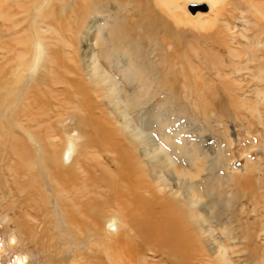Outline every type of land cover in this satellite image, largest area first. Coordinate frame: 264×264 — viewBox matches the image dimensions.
I'll use <instances>...</instances> for the list:
<instances>
[{"label": "rangeland", "instance_id": "obj_1", "mask_svg": "<svg viewBox=\"0 0 264 264\" xmlns=\"http://www.w3.org/2000/svg\"><path fill=\"white\" fill-rule=\"evenodd\" d=\"M9 1V15L11 13V16H17V26L20 27L18 28L17 26H15L13 29L14 25L10 24V27H12V31H10L11 34L9 35L10 37H8L9 43L11 42L10 45L8 44L10 55L9 57L14 59H10L9 63V73L11 74H9L10 79L13 80L14 77L16 79L17 76L23 75L21 77H24V80H26V78L30 79V84H35L36 82V85H38L37 87L41 88L40 91L43 90L42 93H47V91H51L54 93H58V91L66 92L65 90H63L65 88L64 85L61 84L58 86H54L53 84V80L57 79L58 75L55 73H57L59 70L61 74H66L69 72L66 75L71 79H81L86 81V87L88 88L89 93H91V104L89 106L90 111L87 109H83L81 103L82 100L78 94H76L74 99L71 100L65 99L63 98V96H60L62 100L61 106H55L59 103V101L50 100L49 97H46L47 99L44 98V101L42 100L43 103L41 100L35 101L36 103L32 102V105H41L39 108H34L35 111L45 109L47 110L46 113H50L55 127H57L58 125V123H56V114L58 113L66 114V112H68L70 114H83L84 111H86V113H84L86 115L91 113L89 117H86L87 120L90 119L86 125L88 134L101 138L103 143L105 142L103 144L104 148H107L108 146L110 148L108 149L109 151L107 149V151L103 149V145L101 146V144L98 143L97 138H95V140L92 138L91 141H89L88 138H82L80 136V133L78 132L79 130L75 129V122L73 120H70L68 123L71 124L70 130L72 132L67 133L64 127H61L60 131H56L62 138V146H64L62 148L70 151L65 156V163L73 161V158L76 157V152L74 151L75 146L78 145L79 147L84 143V145H88V148L86 150L84 149L85 153H87L88 151L86 164H90L91 161H96L94 163L95 165H97V162L101 163V166L97 165L96 167H94V165L92 164L91 165L93 167L91 165H88L89 168H93L98 174L96 178L94 176L91 177L89 184L92 183V186L90 185L89 187H95L96 189H98L99 187V190H102L104 187L106 188V186H103L98 182L99 178L104 175L108 176L107 169H103V164L104 167H111V171L116 170L114 161L117 162L116 159L118 157L116 155V152H113L117 149L116 145L121 147L122 150L124 149L128 152L131 151L132 154L127 157L130 160H128V162H130L131 164L133 163L132 165L137 170L136 177L139 180H143L145 178L143 177L144 170L145 172H150L155 169L154 167H161L162 160L157 162L158 165L156 163V165L153 167L148 166L145 157H142V146L139 147V144H137L138 149H135L137 146L135 145L136 143H131L127 135L119 132L121 131V129L120 122L118 121L121 120L117 119V113L113 105H111L107 99L100 97L97 92H95V90L93 89V85L89 83L87 76H85V72L81 74V70L83 68L85 69L83 57L92 53L98 54L101 50L99 46L91 49L92 51L89 50L90 47L88 43H86L88 42L87 40H89V42H91L92 40L94 41L99 35V31L101 29H104V27H107V30H109L111 24L115 20L114 14L106 12L102 7L99 8L100 4L102 6L103 0H55V2L54 0H37L39 3H41V5H43V11L38 9V12H36L37 8L34 7V4L31 3L33 1L23 0L25 1L24 6L26 5V7L31 8V14H29V17H27V14H17L21 11L19 9L22 8V6H20L19 3L23 4L22 0ZM58 1H60V3ZM92 1H94L95 4ZM49 2H51L52 4ZM149 2L150 7L154 10V12L155 10L158 12L159 10L156 7V0H149ZM180 2L185 6V10L189 16L191 15V17H193L197 13H204V15H202L204 19L214 20L213 18L215 17V21H211L208 24L199 23L196 24V26H192L191 24H177L174 17H170L165 15V13H162L160 16L168 22L166 23L169 26H172V30H170L171 33L167 34L164 31H160L157 36H153L146 25L150 18L142 9H140L142 8L141 5H143V3L137 4L136 0H125L127 9H124L122 11V15H120L122 21L121 23H119L122 25V27H120L119 29V32L122 33L120 34V36H124L120 42L115 41L117 44H122L123 46L121 53H119L122 56V64L119 70L118 68H115L112 70V72L115 71V73L118 75L120 79V86H122L129 92L133 90V86H130V83L125 77L127 71H130L129 69L127 71L124 70V66L127 63L128 66L130 64L137 66L138 71L140 67H142L144 69V79H152V82H149L150 85L148 84L149 86H151V93H149L148 95L149 97L142 98L143 104L140 105V107H138L137 109L130 112L129 118L131 120V123L134 127L137 128V131L141 132V136H145V138L147 139L149 138L156 146L161 147V151L159 154L163 156L165 155V157H170L173 163L176 165L177 170H179L180 172L183 171L184 174L186 172V174L190 173L188 174V176L192 175L189 176L192 178L184 186H182V184L179 185V187L172 186V188L169 187L168 189H166L164 193H160L159 191L157 193L160 195H167L168 197H163H167L168 200L172 199V197H177V202L178 200L187 202L191 201L188 199L192 198V195L187 194L186 192L187 188H189L192 191L194 197L199 199V203L195 204L194 206L195 208L197 207L195 210L199 214L205 216L210 220L206 222L207 224L205 223V227L207 226V228H210V226H213L215 231L214 235L217 236V238L219 236V239L222 241V243L228 246V258H231L236 264H255L254 262L264 264V230L261 233L262 237L258 239V246L247 240H233L232 242L231 240L227 239L222 231V229H224L225 227L224 223L226 220H230L228 222H230L232 228L235 229V233H240L241 231L245 232L249 230L250 232H254V230H256L255 227H257V223L255 222L257 217L255 216V212L253 213V211H251L254 208V200L252 199V197L250 195H242L237 200H235L236 195L239 193L241 194V191L245 189H243V187L240 185V179L236 177L237 175L233 179L234 173H238L239 176H249L250 178H252V181H255V185L258 186V191L263 192L264 190V96L263 94H258V91L264 90V78H262L264 77V0H223L222 5H218L212 10L210 8L209 2L196 3L189 2V0H180ZM47 4H49L50 7ZM62 4L64 5V7H62L63 9L61 8ZM17 5H19V7ZM11 6L14 7H12L13 13ZM83 7H85V9ZM192 7L195 8L196 11H192ZM71 8H74V13L73 11H71ZM110 8L112 10L117 8V6L114 4V0H109V10ZM217 8L221 12L219 13L220 15L218 14V16H215L214 14ZM14 9H16V12H14ZM51 10H56L57 12L59 10L61 14H59L58 16H63L65 13L66 15L63 16V19L65 20L63 24H68L69 27L67 25V28L63 29L64 27L60 28L58 26H55L56 19L47 17L46 20L48 22L54 23L55 27H48L46 24H41L42 28L41 30H39L36 26V23H39L40 18L43 17L37 18V14H40L41 12L43 16H47L49 13L45 15L46 12H49ZM76 10L78 13L76 12ZM44 11L45 13H42ZM73 14L78 15L76 16L77 18H75ZM83 17L85 18V20L83 19ZM87 18L89 20H87ZM76 19L79 20L77 21ZM83 20L86 22H84ZM67 21H70L71 24ZM82 24L85 28H87L88 26L89 27L85 29ZM119 24H116V26ZM78 26L84 28L82 33L85 35V38H87V40L84 39V35L82 33H80L79 31L78 33L76 31V27ZM55 28L59 29V32ZM25 29L29 33L25 32ZM38 35H41L40 42L42 43L43 48H45L46 50L43 49L42 58L37 61V64L35 66L36 70L34 71V76H36L35 78H32L29 77L25 69H28L35 65L32 64V60L36 55V51L34 50L36 48ZM22 36L26 40L23 39V42L21 41V43L18 40V37ZM48 36L52 37L48 38ZM34 43H36L35 46ZM10 47L12 51L10 50ZM25 47L27 48V50H29V53H27L26 55L24 54V56L20 58L17 54L24 53L23 50L25 49ZM60 52L61 54H59ZM27 55L28 58H26ZM101 59L100 64H102L103 66L107 65L105 64V62L108 63V60L104 57H102ZM77 61L79 62L80 66ZM69 62H71V64ZM40 66L42 68H39ZM49 66L51 68H49ZM70 68L72 69V71ZM134 71H136V69ZM148 71L149 74H147ZM51 75L54 77V79L51 77ZM59 76L61 75H58V78H60ZM156 76H159L157 80L154 79ZM40 78H49L53 80L47 81L51 83L49 85H46L43 84V82H38L41 80ZM162 79H164V82ZM141 85L142 83L138 80L134 82V86L136 87ZM18 86L21 85H10V89L15 90V87ZM37 87H34L33 89L31 88V90H36ZM125 87H127L128 89ZM174 89L175 92L172 91ZM93 92H95L96 95ZM12 93H15V91ZM14 95L11 94L9 96H6L4 100H0V135H4V138H0V140L5 139L4 142L7 141V143H12L19 137L18 139L24 141L30 146H34L33 148H35V136L40 135L39 138H41L42 133H39L38 135L36 134L42 130L43 134L46 133V129H44L43 127L46 126L44 124L46 123L47 115L45 117L42 110L38 111V113L36 112L37 116L35 115V117L38 118L40 124H37V120L36 122L30 121V116L28 115L29 111H25V108L30 109L28 103L29 99L24 100V98H20L19 95ZM13 98H15L16 100ZM9 101H11L12 103ZM11 104L13 105L11 106ZM42 105L45 106L42 107ZM21 107L22 109H24L22 110ZM81 109L83 113L80 112ZM19 118H21V120ZM90 122H92V125L90 124ZM19 123L21 124V126ZM27 125H30V129H27ZM32 125L35 126L32 127ZM23 126H25V129H23ZM92 126L94 127L92 128ZM31 132H33V134ZM5 136L8 137L5 138ZM12 136L13 138H11ZM92 141L94 143H92ZM0 143H2V141H0ZM74 143H76L75 146ZM68 144L70 145V147L68 146ZM1 147L3 146L0 144V148ZM93 147H95V150ZM78 149L80 150V148ZM132 150L134 153L132 152ZM12 160H10L9 162L6 159L2 162L0 161V172H8V163L17 162V159ZM82 160L83 159H81L79 162H81ZM2 164L4 165L3 167ZM88 167L87 169H89ZM73 171L74 172L67 171L65 173L69 176L80 175L81 179H79L78 181H82V178L87 177L86 175L88 171H86L85 167L78 168L75 165V169ZM250 171H253V173ZM83 172L86 174L85 176ZM146 174L147 183L151 182L154 186L156 184V181L152 178L151 175L148 176V173ZM171 176L176 178V172L169 173L168 177L171 178ZM4 182V180L2 183L0 182V189L3 186L6 191V189L8 188L6 187V184H3ZM169 182H175V180L173 181L172 178L169 179ZM5 191H3V189L0 190V264H16L17 260L23 259V257H25L26 259V261L24 259V264H59L58 261L62 258V254L59 252L60 248L63 245H60L61 242L58 236L61 231L60 229H63L65 233L73 227V229L76 231L78 229V227H76L78 222L74 220L73 224H67V222L63 218H61L62 215L60 214V212H52V214H50L49 212L41 211L40 214L44 216H40V222L37 223L35 221H32L31 223V221H28L30 216L25 213L28 211V214H32V205H30L31 207H27V203L22 199L21 205L23 206V203H26L25 205L28 209L25 207V205L21 207V205L19 204L21 200H18V204H16L17 202H15L13 205V202L9 200V198H7L6 196L3 197L4 193L2 192ZM81 191H83V189H81ZM53 192L54 191L47 190V193L49 194L54 195ZM222 192L224 193V195L222 197L218 196L219 194H223ZM172 193H176L177 195L171 196ZM5 194H7V191ZM216 196L218 199L221 198L225 201L229 200L231 197L230 200L233 201V205L231 206L230 211H225L227 214L223 217L224 220L223 222H220V224L211 222V220L213 219H211L210 214L205 215L207 213V206L212 203V198ZM163 197L160 196L161 199ZM1 198L3 200H1ZM239 199L241 200L239 201ZM262 201H264V197ZM262 203L259 205V209H257L258 211L264 210V202ZM6 204L10 205V208H8ZM50 205V208L54 207H52V204ZM242 205H245V207H247L245 208V212L242 211ZM5 206H7V208ZM70 206L73 207L71 202ZM11 207H13L14 209H12ZM2 208L5 209L2 210ZM24 208L26 209V212ZM16 209H18V211ZM222 209L224 208H221V210ZM4 212H7L5 213L6 215L3 214ZM107 212L108 215H106L105 218L103 217V221H105V223H103L107 226L108 229H115L114 226H111L113 223L127 224L125 221L121 220L120 216H116L119 214V212L115 211L114 213L110 210H107ZM20 214L21 216H23L21 217ZM14 217L17 220L14 221ZM46 217L49 218L47 219ZM76 217L77 220H80L81 222V213H79V215ZM43 218H46L47 222H43ZM262 219H264V217H262ZM247 220H250V223L253 222L250 224L249 228H247L246 225ZM17 221L19 224L16 223ZM58 224L61 225V228L58 227ZM262 224H264V220L262 221ZM133 233H135V231ZM196 234L197 236H194V243H192V245L190 246V250L191 252H193L194 256V259L190 262L192 264H223L219 262L217 255L218 253L213 251L212 241H205L206 239H208V236L202 234L200 228H198V232L196 231ZM92 243L97 244L99 242H96L95 240ZM73 245L74 248L72 250V254L66 255V258L68 259L64 261L65 264H76L77 259L79 260L78 262L80 264H101L99 257H101L102 263L104 260L106 264H109L106 260L107 257H105L104 254L98 255L95 252L98 251V247L102 245H94V248L91 249L89 243L77 245L76 240L74 241ZM217 245H219V243H217ZM103 246L102 248H107L106 246L110 247L111 245L104 244ZM256 246L258 247V249H254ZM77 247H79L80 250H78ZM42 248L44 249V251L42 250ZM86 248L88 249L87 251ZM77 252L81 254H77ZM92 252L97 256H94ZM58 254L61 256L60 259L58 258ZM53 258H56L58 260H54ZM92 260L94 263H92ZM147 261L149 264H177L176 262H178H168L167 256L165 254H157L155 256L148 255Z\"/></svg>", "mask_w": 264, "mask_h": 264}, {"label": "bare ground", "instance_id": "obj_2", "mask_svg": "<svg viewBox=\"0 0 264 264\" xmlns=\"http://www.w3.org/2000/svg\"><path fill=\"white\" fill-rule=\"evenodd\" d=\"M12 1H14V0H12ZM17 1H15V2H17ZM30 1H33L31 3H33L34 7L37 8L36 12H38V9L43 11V5H41V3H39L37 0H30ZM44 1H46V0H44ZM136 1H137V4L143 3V5H141L142 8H140V9H142L147 14V16H149V18H150V20L147 22V24L146 23L145 24L147 25V28L149 29V31L151 32V34L153 36H157L160 31H162V32L164 31L167 34L171 33L170 30H172L171 29L172 26H169L167 24L168 22L165 21V19L160 16L162 13H165V15H167V16L174 17L177 24L178 23L186 24V25L191 24L192 26H196V24H199V23L208 24L211 21H215V17L213 18L214 20L204 19L202 17V15H204V13H197L193 17H191V15L189 16L185 10V6L181 4L180 0H156V7L159 10L158 12L156 10L154 12V10L150 7L149 0H136ZM9 2H10L9 0H0V100H4L6 98V96H9L11 94H13V95L15 94L17 96L19 95L20 98H24V100L29 99L28 103H29L30 109L25 108V111H29L28 112V115L30 116L29 120L34 121V122H36V120H37L38 121L37 124L39 125L40 122H39L38 118L35 117V115L38 113V111H41V110L44 113L43 115H45V117L47 115V119H46V123L44 124L46 126H44V127L42 126L44 129H46V133L43 134V132H42L43 130H42L36 134V135H38L39 133H42L41 138H39L40 135L35 136L36 137L34 139V140H36L35 148H33L34 146H30L27 143H25L24 141H21L20 139H18L19 137L17 138L18 140L15 139V141H13L12 143H10V142L7 143V141L4 142L5 139L0 140V141H2V143H0V144L3 146L0 148V161L2 162L3 160L6 159L9 162L12 159H17L16 163L15 162L14 163H11V162L8 163L9 164L8 172H0V180H1L0 182L2 183L4 180L5 182L3 184H6V187L8 188V189H6L7 194H5L6 193L5 189L3 188V186L1 187V189H3V191H5V192H2V193H4V195L3 194L2 195H3V197L6 196L7 198H9V200H11L13 202V205L15 202H17L16 204H18V200H21V199L27 203V205H28L27 207H31L30 205H32V209H31L32 214L31 213L28 214L27 213L28 211L26 212V209L24 208L25 212H26L25 214L30 216L28 221H31V223H32V221H35L37 223L40 222V220H41L40 216L42 215V214H40L41 211H43V212L46 211V212H49L50 214H52V212H54V213L60 212V214L62 215L61 218H63L67 222V224H70V223L73 224L74 220L79 223L78 224L76 222L77 223L76 227H78V229L76 231L73 229V227L70 228L65 233H64L63 229H60L61 231H60V234L58 236H59L60 242H61L60 245H62V244L63 245L60 248V252H59L62 254V258L58 254L60 256V257L58 256V258L59 259L61 258L58 261V263L59 264H65L64 261L68 259V258H66V255L72 254V250L74 248L73 244H74V241L76 240L77 245L89 243V246L91 249L94 248V245H96V246H98V245L103 246L104 244L105 245H111L110 247L106 246L107 248H102V246H99L98 251H95L96 254H98V255L104 254L105 257H107L106 260L109 264H149L147 261V256L148 255H151V256L154 255L155 256L157 254H165L167 256V261L171 262V263L174 261H178V262H176L177 264L178 263L192 264L190 261L194 259V256H193V252H191V250H190V248H191L190 246L192 245V243H194V236H197L196 231L198 232V228H200L201 233L208 236L207 237L208 239L205 238L206 239L205 241H207V240L212 241L213 251L218 253L217 255H218L219 262L223 263V264H236V263H234V261L231 258L229 259L227 256L228 246H226V244L224 245L222 243V241L219 239V236L217 238V236L214 235L215 231H214L213 226H210V228H207V226L205 227V223L207 221H210V220L207 219L205 216L199 214L195 210L197 207L195 208L194 206H195V204L199 203V199L194 197V195L192 194V191L189 188H187L186 192H187V194H191L192 198L188 199L191 201H187V202L186 201L183 202V201H179V200L177 202V199H178L177 197H175V198L172 197V199L168 200L167 195H164V194L160 195L157 193L158 191L160 193H164L166 191V189H168L169 187L172 188V186L179 187V185H181V184H182V186H184L192 178L189 176H192V175L188 176V174H190V173L186 174L187 173L186 172L184 174L183 171L180 172L179 170L176 169V165L173 163V161L170 157H165V155L164 156L160 155L159 153L161 151V147L156 146L149 138L147 139V138H145V136H141L140 135L141 132L137 131V128L133 126V124L131 123V120L129 118L130 112L137 109L138 107H140V105L143 104L142 98L149 97L148 95H149V93H151L150 92L151 86H149L150 85L149 82H152L151 81L152 79L151 78H145L144 79V77H143L144 69L142 67H140V69L138 71L137 66L131 65V64L128 66L127 65L128 63H127L124 66V70L127 71L129 69L130 71H127V74L125 77H126L127 81L130 83V86L131 85L133 86V90L129 92L126 89H124L122 86H120V79H119L118 75L115 73V71L112 72V70L115 68H118V70H119L121 68V64H122V61H121L122 56L119 53H121L123 46H122V44H117L115 41L120 42L124 36V35L120 36V34H122V33L119 32V29H120V27H122V25L119 23H121V21H122V18L120 16V15H122V11L124 9H127L126 4H125V0H114V4L117 6V8L114 10H112L111 8L109 10V0H103L102 6L100 4L101 2L98 3V4H100L99 8L102 7L103 10H105L106 12H110L111 14H114L115 20L111 24L109 30H107L108 29L107 27H104V29H101L99 31L100 32L99 35L97 36V38L94 41L92 40L91 42H89V40H87V38H85V35L82 33L83 29L85 28L83 24L82 25L84 28L80 27L81 25L76 27V31L77 32L79 31L80 33H82L84 35L83 36L84 39L88 41L86 43H88V45L90 47L89 50L94 49L98 46H99V48H101L100 53H98V54L92 53L90 55L83 57L84 59L81 57L83 59L84 65H85V69L83 68L81 70V74H83L85 72V76H87L89 83H91L93 85V89L95 90V92H97V94L100 97L107 99L108 102L111 105H113V107L117 113L116 114L117 119L121 120V121L117 120L118 122H120L121 131H119V132H122L125 135H127L128 139H130L131 143L135 142L136 143V144L134 143L135 145L139 144V147L142 146V152H141L142 157L143 158L145 157V160H146V163L148 164V166L153 167L160 160H162V166L159 168L154 167L155 169H153L150 172H148V171L145 172V170H144L143 177H145V178L143 180H139L136 177L137 176L136 175L137 170L132 165L133 163L131 164L130 162H128L129 159L127 157H129V155L132 154L131 151L128 152L124 149L122 150L121 147L116 145L117 149L115 151H113V152H116V155L118 157L117 158L118 160L116 159L117 162L114 161V163L116 165V170L111 171L110 170L111 167L110 168L104 167V164H103V169L104 170L107 169L108 176L104 175V176L99 178L98 182L101 183V185L106 186V188L104 187L103 189L101 186L102 190H99L100 189L99 187H98V189H96L95 187L94 188L89 187L92 184V183L89 184L91 177L94 176L96 178L98 176V174L96 173V171L93 168H91V167L89 168L88 165L92 164V165H94V167H96L97 165L101 166V163L97 162L96 163L97 165H95L94 163L96 161L95 162L91 161L90 164L89 163L86 164L87 158H88V151H87V153H85V150L88 148L87 147L88 145H84L85 144L84 143L83 145H80L78 147V145L75 146L76 143H74L75 148L74 147L73 148H74V151L76 152V157L73 158V161H71V162L68 161L69 163H65V161H64L65 156L70 151L62 148V147H64V146H62L63 145L62 138L56 132L57 130L60 131L61 127H64V129L67 133L72 132L70 130L71 124H69L68 122L70 120H73L75 122V129L79 130L78 132L80 133V136L82 138H84V139L88 138L89 141H91L92 138L94 140H95V138H97L98 143L101 144V146H102L105 142L103 143L101 138H98L96 136H91L88 134V130H87L86 125L90 119L87 120L86 117L87 116L89 117V115L91 113L86 115V114H84V113H86V111H84V113H83L82 109L80 110V112H82L84 115L83 114H77V113L70 114L66 111H65L66 114H64V113L59 114L58 113V114H56V120H57L56 123H58V125H57V127H55V125L53 124L52 117H51L50 113H46L47 110L41 109V110L35 111L34 108H39L41 105H32V102L36 103L35 101H40V100L42 101L44 98L49 97L50 100L59 101V103L55 106H59V105L61 106L62 100H61L60 96H63V98H65V99L71 100V99H74L76 94H78L81 97V100H82L81 103H82L83 109H85V110L87 109L90 111L89 106L91 104L90 103V100H91L90 94L91 93H89V90L86 87V84H85L86 81L81 80V79H78V80L71 79L66 75L69 72L68 73L65 72L66 74H63V73L61 74V72L58 70L59 73L57 72L55 74L61 75V76H59L60 78H58V75H57V79H54V77L51 75V77L54 80L49 79V78L48 79L46 78L47 80L40 78L41 80L38 82H40V83L43 82V84L49 85L51 82H47V81L53 80L54 86L55 85L58 86L61 84L64 85L65 88L63 90H65L66 92H59L58 91V93L57 92L54 93L51 91L50 92L47 91V93H42L43 90L40 91L41 88L37 87L38 85H36V82H35V84L34 83L30 84V79L26 78V80H24L23 79L24 77L23 78L21 77L23 75L17 76L16 79L14 77L15 80L10 79L9 63H10V59L11 60H14V59L9 57L10 55H9L8 44L10 45L11 42L9 43L8 37H10L9 36L11 34L10 31H12V27H10V24L14 25L13 29L18 24H17V20H16L17 16H11V13L9 15V12H10L9 11V7H10ZM22 2H23V4L22 3L20 4L19 2H17V3H19L20 6H22V8L19 9L21 11L18 12L17 14H20V13L27 14V17H29V14H31L30 13L31 8L26 7V5L24 6L25 1L22 0ZM54 2H55V0H54ZM58 2L60 3V1H58ZM77 2H79V1H77ZM92 2L94 3V1H92ZM189 2H196V3L209 2L210 8L212 10L215 7H217L218 5H222L223 0H205V1L204 0H189ZM49 3H51V2H49ZM19 5H17V6L19 7ZM47 5H49V4H47ZM62 5H61V8L64 7V5L63 6ZM12 7L13 6H11V8ZM30 7H32V6H30ZM34 7H32V8H34ZM49 7H50V5H49ZM139 7H140V5H139ZM13 8H12V13H13ZM27 8H29V9H27ZM74 8H71L72 10L70 9L71 11H73V13H74V10H73ZM83 8L85 9V7H83ZM87 8H89V7H87ZM16 9H14V12H16L15 11ZM89 9H91V8H89ZM71 11H69V12H71ZM99 11H98V13H99ZM76 12H77V10H76ZM220 12L221 11L217 8L214 15L218 16V14ZM42 13H45V11ZM47 13H49V14L47 15ZM183 13L186 17L183 15ZM59 14H61V12H59V10H58V12L56 10H53V11L51 10L49 12H46L45 15H47V16H43V14H41V12H40V14H37V18L38 17H43V18H40V21H39V23L38 22L36 23L37 24L36 26L38 27L39 30H41V28H42L41 24H46L48 27H53L54 23L48 22L46 20L48 17V18L56 19L55 20V23H56L55 26H58L60 28L64 27L63 29H66L68 24H66V25L63 24V22L65 21L63 19L64 18L63 16L66 14L64 13L63 16L62 15L58 16ZM82 14H83V12H82ZM192 14H195V13H192ZM71 16H72V13H71ZM76 16H78V15L75 14L74 17L77 18ZM87 16H89V15H87ZM83 19L85 20L84 17H83ZM67 20H68V18H67ZM76 20L78 21L79 19H76ZM87 20H89V19L87 18ZM70 21H72V20H70ZM84 22H86V21H84ZM173 23H175V22H173ZM70 24H71V22H70ZM116 24H119V25L116 26ZM76 25H77V23H76ZM21 26H23V25H21ZM202 26H205V25H202ZM68 27H69V25H68ZM18 28H20V27H18ZM57 28H55V29L58 31L59 29H57ZM87 28H85V29H87ZM74 30H75V28H74ZM91 31H92V29H91ZM25 32H28V31L25 29ZM47 32H49V31H47ZM62 33H63V31H62ZM86 34H88V33H86ZM13 36H15V35H13ZM23 36L18 37V40L20 42L23 39L26 40ZM86 36H88V35H86ZM26 37H27V35H26ZM51 37L52 36H48V38H51ZM11 38H13V37H11ZM37 38H38L39 42L37 40V44L34 43V46L36 44V48L34 50V51H36V55L34 56V58L32 60V64H35V65L30 67L31 69L30 68L25 69L27 74L29 75V77H32V78L33 77L35 78V76H36V75L34 76V71L36 70L35 66L37 64V61H39L42 58L43 49H45V48H43V45L40 42L41 35H38ZM66 43H67V40H66ZM13 44H14V42H13ZM47 45H48V43H47ZM65 46H66V44H65ZM23 47H24V45H23ZM26 47L23 50L24 53H21L23 55H21L20 53L17 54V55H19L20 58L22 56H24V54L26 55L27 53H29V50H27ZM70 47H72V46H70ZM10 50H11V47H10ZM56 52H58V51H56ZM69 53H70V51H69ZM59 54H61V52ZM15 56H16V53H15ZM102 57H104L108 60V63L105 62V64H107L105 66L100 64V59ZM26 58H28V55ZM103 61H104V59H103ZM13 62H15V61H13ZM61 63H63V62H61ZM69 63L71 64V62H69ZM78 64H79V62H78ZM79 66H80V64H79ZM79 66H78V68H79ZM61 67H62V65H61ZM75 67H76V65H75ZM39 68H42V67L40 66ZM49 68H51V67L49 66ZM43 69H44V67H43ZM135 69H136V71H134ZM54 71H57V70H54ZM71 71H72V69H71ZM12 73H13V71H12ZM147 74H149V71ZM12 76H13V74H12ZM158 77L159 76H156L154 79L157 80ZM262 78H264V77H262ZM137 80L142 83L141 86H137V87L134 86V82ZM162 80L164 82V79H162ZM28 82H29V84H28ZM13 84H20L21 86L15 87V90H11L10 85H13ZM39 85H41V84H39ZM34 87H37L36 90H31V88L33 89ZM39 87H42V86H39ZM158 87H159V85H158ZM50 88H51V86H50ZM125 88H127V87H125ZM14 91H15V93H12ZM172 91L175 92V89ZM95 92H93V93H95ZM258 94H260V95L263 94V96H264V90L258 91ZM95 95H96V93H95ZM13 99H15V98H13ZM17 101H19V100H17ZM43 101H42V103H43ZM9 102H11V101H9ZM74 103H75V101H74ZM1 104H5V103H1ZM12 105L13 104H11V106ZM43 106H45V105H42V107ZM55 106H53V107H55ZM15 109H17V108H15ZM21 109H22V107H21ZM68 114H70V115H68ZM52 115H53V113H52ZM4 116H6V115H4ZM4 116H2V117H4ZM12 117H13V115H12ZM21 117H23V116H21ZM19 119L21 120V118H19ZM16 120H17V118H16ZM90 124L92 125V122H90ZM30 125L29 126L27 125V129L30 127ZM20 126H21V124H20ZM33 126H35V125H32V127ZM24 127L25 126H23V129H25ZM93 127L94 126H92V128ZM99 127H101V126H99ZM36 128H38V127H36ZM0 131H1V128H0ZM8 131H10V130H8ZM31 131H32V129H31ZM38 131H39V129H38ZM31 133L33 134V132H31ZM96 133H97V131H96ZM5 135H7V134H5ZM7 137L5 136V138H7ZM0 138H4V135H0ZM11 138H13V136ZM92 143H94V142L92 141ZM68 146L70 147L69 144H68ZM137 147H138V145L136 146L135 149H138ZM78 148H80V150ZM93 148L95 150V147H93ZM103 149L108 150L110 148H109V146L107 148L106 147L104 148V145H103ZM139 150H140V148H139ZM132 152H133V150H132ZM126 155H128V156H126ZM71 159H72V157H71ZM81 159H83V160L81 162H79ZM152 159H155V160H152ZM3 164H4V162H3ZM3 164H2V167L4 166ZM75 165L78 168L85 167L86 171H88L87 175L83 172L84 176L86 175L87 177L82 178V181H78L79 179H81L80 175L79 176H75V175L69 176L68 174L65 173L67 171L74 172L73 170L75 169ZM136 165H138V164H136ZM157 165H158V163H157ZM124 166H126V167H124ZM87 167L89 169H87ZM0 169H1V165H0ZM174 172H176V178H174L172 176H171V178H169L168 177L169 173H174ZM250 172L253 173V171H250ZM146 173H148V176L151 175L152 178L156 181V184L154 186H153V183H151V182L147 183V174ZM235 176L240 179V185L243 187V189H245V190L241 191V194L240 193L237 195L234 194V195H236L235 200H237L242 195L243 196H249L250 195L252 197V199L254 200V208L251 211H253V213L255 212V216L257 217V219L255 220V222L257 223V227H255L256 230H254V232H250V230H249V231H245V232L241 231L240 232L241 234L238 232L235 233V229H233L232 226L230 225V222H228L230 220H228V221L226 220L224 223L225 227H224V229H222V231H223V234L227 237V239L231 240L232 242H233V240L234 241H236V240H238V241L247 240V241L252 242L253 244L257 245L258 239L260 237H262L261 233L264 230V224H262V221L264 220V219H262V217H264V212H263L264 210L263 211L257 210V209H259V205L262 202H264V201H262V199L264 197V190H263V192L258 191V186L255 185V181H252L251 180L252 178H250L249 176H241V175L239 176L238 173H234L233 179L235 178ZM89 177H90V179H89ZM172 178H173V181L175 180V182H169V179H172ZM260 180H261V178H260ZM1 183H0V186H1ZM255 188H257V189H255ZM81 189H83V191H81ZM125 189H127L128 192ZM47 190L54 191L55 192V193L53 192L54 195L47 193ZM78 194H80V195H78ZM0 195H1V193H0ZM175 195H177V194L176 193L171 194V196H175ZM223 195H224V193L219 194L218 196L222 197ZM231 195H233V194H231ZM160 196L161 197L167 196V197H163L161 199ZM37 198L39 199V202H38ZM230 199H231V197H230ZM230 199L225 201V200H222L221 198L218 199L217 196L212 198V203L209 206H207L209 209L208 208L206 209L207 213L205 214V215L210 214L211 219H213V220H211V222L216 223V224H220V222H223V220H224L223 217L227 214L225 211L226 210L230 211V208L233 205V201ZM241 199H239V201ZM1 200H3V199L1 198ZM22 200L19 202L20 205L22 204ZM70 202L73 205V207L70 206ZM25 204L23 203V206ZM50 204H52V207L53 206L54 207L50 208V206H51ZM6 205L8 206V208H10V205H8V204H6ZM7 206H5V207L7 208ZM23 206L21 205V207H23ZM25 207H26V205H25ZM11 208L14 209L13 207H11ZM221 208H224L225 210L224 209L221 210ZM245 208H247V207H245V205H242V211L245 212L246 211ZM4 209L2 208V210H4ZM18 209H16V210L18 211ZM49 209L51 212L49 211ZM29 210H30V208H29ZM107 210L108 211L110 210L114 213H115V211L119 212V214L116 216H120L121 220L125 221L127 224L113 223L111 226H114L115 229H113V230L108 229L107 226L104 224L105 221H103V217L105 218V216L108 215ZM5 213H7V212H4L3 214L6 215ZM79 213H81V215H82L81 222H80V220H77V217H76L79 215ZM20 216H21V214H20ZM42 216H44V215H42ZM10 217H11V215H10ZM51 217H53V216H51ZM46 218L45 219L43 218L44 221L43 220L42 221L47 222ZM254 219H255V217H254ZM10 220H12V219H10ZM15 220H17V219H15V217H14V221ZM19 220H21V219H19ZM8 222H10V221H8ZM58 222H59V220H58ZM16 223H18V221ZM76 223H74V224H76ZM251 223H253V222H251ZM251 223H250V220L246 221L247 228H249ZM22 226H23V224H22ZM25 226H26V224H25ZM58 227L61 228V225H59ZM134 231H135V233H133ZM201 239H202V237H201ZM95 240H96V242H99V243L93 244L92 242H94ZM217 243H219V245H217ZM58 245H59V242H58ZM257 246L254 249H258ZM77 248H78V250H80L79 247H77ZM84 248H85V245H84ZM42 250L44 251L43 248H42ZM87 250L88 249L86 248V251ZM90 251H92V250H90ZM90 251H88V252H90ZM77 254H81V253L77 252ZM93 255H94V253H93ZM94 256H97V255H94ZM51 257H53V256H51ZM90 258H92V257H90ZM24 259H25V257H23V259L17 260L16 264H24ZM92 259H94V258H92ZM99 259H100L101 264H106L104 262V260H103V263L101 262L102 261L101 257H99ZM56 260H58V259H56ZM83 260H82V262H83ZM25 261H26V259H25ZM74 261H75V259H74ZM74 261H72V262H74ZM78 261L79 260L77 259V262ZM77 262H76V264H77ZM92 263H94L93 260H92ZM95 263H97V262H95ZM254 263L259 264V262H254ZM78 264H80V263L78 262Z\"/></svg>", "mask_w": 264, "mask_h": 264}, {"label": "water", "instance_id": "obj_3", "mask_svg": "<svg viewBox=\"0 0 264 264\" xmlns=\"http://www.w3.org/2000/svg\"><path fill=\"white\" fill-rule=\"evenodd\" d=\"M194 7V6H193ZM192 7V11H196L195 8Z\"/></svg>", "mask_w": 264, "mask_h": 264}]
</instances>
